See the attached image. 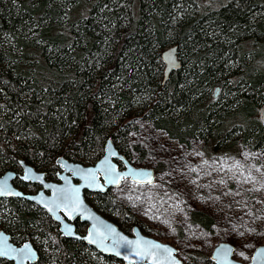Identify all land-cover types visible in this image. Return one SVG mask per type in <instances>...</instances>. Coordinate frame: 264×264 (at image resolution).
I'll return each mask as SVG.
<instances>
[{"label":"trees","instance_id":"16d2710c","mask_svg":"<svg viewBox=\"0 0 264 264\" xmlns=\"http://www.w3.org/2000/svg\"><path fill=\"white\" fill-rule=\"evenodd\" d=\"M170 46L180 67L163 82ZM263 95L264 0H0V174L20 160L48 176L58 157L91 165L108 138L130 160L138 119L187 149L205 140L208 157L222 141L231 156L237 133L264 150ZM87 202L115 224L133 219L110 192ZM0 229L33 243L35 264H122L61 237L25 200L0 199ZM198 256L188 264H211Z\"/></svg>","mask_w":264,"mask_h":264},{"label":"rangeland","instance_id":"374dc122","mask_svg":"<svg viewBox=\"0 0 264 264\" xmlns=\"http://www.w3.org/2000/svg\"><path fill=\"white\" fill-rule=\"evenodd\" d=\"M239 115L244 118L242 114L239 113ZM136 121H140V123H136ZM136 121L138 131L130 134L128 146L125 148L129 152L130 163L137 168L153 170L161 165V170H163L154 174V182L164 187L151 189V193H154L151 200L147 198V195H141L142 192L148 193L147 187L131 192L130 188L126 187V184H131L129 181L120 182V188L111 187L110 193L116 202L122 206L128 216L134 219H129L127 225L124 223V220L127 219L125 215L121 216L122 220L118 216H112L122 231L128 230V226L130 228L132 225L138 226L143 234L175 247L178 251L177 257L184 264H188V259L194 258L195 255H199V258L203 255L209 256L220 242L231 244L237 251H243L249 257L254 254L259 246H264V236L259 235L260 232H264V226H262L264 222H251L248 217H244L243 220L239 219L241 213L230 211L224 207L230 198L224 197L222 201L208 199L209 195L216 196L220 192L217 190L210 192L209 189L203 187L197 188L189 182L188 178L181 175V170L187 171L184 167L186 162L192 166H198L202 159L211 162L214 158L229 156L228 152L222 151V146H225L223 141L219 144L221 146L214 151L215 154L210 155L211 158L205 152V140L192 139L190 141L192 148L187 149L177 141L170 139L163 131L155 130L150 122L140 119ZM236 135H233V141L236 142L235 145H238V148L234 150V146L231 150L233 154L229 157L241 158V152L248 151L261 153L262 158H264L263 149L253 148L248 142L247 145L243 142L240 133ZM134 145L139 146L140 150H135ZM141 151L144 155L141 154ZM196 152H202L204 156H196ZM102 156L103 154L98 159ZM164 173L171 174L164 175ZM162 176L163 179H161ZM188 176L194 177L195 174L189 173ZM207 179L210 178L201 179L199 183L203 185L207 183ZM165 192L168 194L165 195ZM175 192H179L180 196H174L173 193ZM129 195L133 197L132 200L127 198ZM136 196H140V199L136 200ZM259 207L257 205V208ZM196 212L207 214L213 219L214 224L211 231H205L191 222L190 215ZM233 224L240 231H245L247 228L255 229V232L245 231V236L239 237L236 231L232 229ZM245 241L252 243L253 247L242 248L241 245ZM233 258L243 263L251 260H244L236 253L233 254Z\"/></svg>","mask_w":264,"mask_h":264},{"label":"snow or ice","instance_id":"6c2138e0","mask_svg":"<svg viewBox=\"0 0 264 264\" xmlns=\"http://www.w3.org/2000/svg\"><path fill=\"white\" fill-rule=\"evenodd\" d=\"M174 66L175 64L173 62ZM136 123H140V121H136ZM105 151V157L95 168L72 167L62 158L57 160L56 163L71 171L73 176H79L84 182L85 187H100L103 190L97 183L100 175H103L106 184L115 185L117 188H120L121 181L127 182L131 180V184H126V187H129L131 192H136L137 189L147 187L148 193L142 192L141 195H147L149 200L154 195V193H151V189L164 187L154 182L151 171L132 168L122 156L119 159L123 161L127 171H118L117 166L112 163V158L117 157L118 154L113 150L111 140L107 142ZM195 155L199 157L204 156L202 152H196ZM240 157H218L214 158L211 162L207 159H202V162L198 166H192L186 162L184 167L187 171L181 170V175L188 178L189 182L197 188L203 187L209 189L210 192L212 190L220 192L216 196L209 195L208 199L222 201L224 197L230 198L224 204V207L230 211L241 213L239 219L243 220L244 217H248L251 222H264V158H262L261 153H250L248 151H242ZM21 164L23 165V162ZM189 173H194L195 176L189 177ZM170 174L164 173V175ZM20 178L23 180H37L43 184V177L35 175L31 168H25L24 175ZM205 178L210 179H207V183L201 185L199 181ZM9 179H11V176H5L3 179H0V197L20 196L21 193L12 191L8 183ZM62 179H64L66 185L63 188H57L51 184H44L43 186L45 188H51L53 190V198L44 199L43 193H41V199L38 200V203H42L48 212L52 213L57 220H60L61 217L55 215L56 211H62L71 220L74 214H83L86 209H84L82 201L79 198V188L73 187L68 178L62 177ZM161 179H163V176ZM121 191H124V189H121ZM167 194L165 192V195ZM173 195L179 197L180 193L175 192ZM127 198L129 200L133 199L131 195ZM29 199L34 198L29 197ZM135 199L139 200L140 196H136ZM257 205L260 207L257 208ZM262 226H264V223H262ZM232 229L236 231L239 237H244L245 231L255 232V229L247 228L245 231H240L235 224L232 225ZM65 234L72 235L70 225H65ZM259 235L264 236V232H260ZM115 237L116 233L114 229H109L107 234H105L98 231L95 224L88 235L89 242L97 244H102L105 240L112 238L115 246H123L127 251H130V254L138 256L140 260H150L151 264H179V261L174 259L175 250L171 247L149 240H137L133 242L122 236L119 237V240L115 239ZM76 238L80 239V237ZM197 238L199 239V237ZM241 247L252 248L253 244L245 241ZM234 253L244 260L251 259L252 264H264V247L257 248L255 253L249 257L243 251H237L235 247L221 244L215 249L211 259L216 264H232L229 261V257ZM35 255L29 244L26 243L18 249L14 248L8 243V237L0 233V258L15 260L17 264H25L26 261L35 259Z\"/></svg>","mask_w":264,"mask_h":264},{"label":"water","instance_id":"95a60500","mask_svg":"<svg viewBox=\"0 0 264 264\" xmlns=\"http://www.w3.org/2000/svg\"><path fill=\"white\" fill-rule=\"evenodd\" d=\"M160 57H161L162 63L164 64V70H163V82H164L168 78V76L171 74V72L179 69V67H180V60H179V58L177 56V47L176 46H170L168 48H165L161 52ZM173 62L175 64L174 67H173ZM217 92H218V88L215 89V95L217 94ZM259 116H260V119L264 122V102H263V105L259 108ZM109 140L112 141L113 150H115L117 152V154H118L117 157H115L114 159H119V157L122 156L124 158V160H126L128 162V164L132 168H135L137 170L143 169V170H146V171H151L153 173V180H154V177H155L154 174L155 173H154L153 169L137 168V167H134L133 165H131V163L125 158V156L118 151V149L116 148V146H115V144H114V142H113V140L111 138H108L106 140L105 144H104L103 156L99 160H97L94 164H92V165H83L81 163L70 162V161L66 160L65 158H63V157H58L56 159V161L62 158L68 165H70L72 167L79 166L81 168H95L103 160V158L105 157V155H106L105 148H106L107 142ZM21 162H23V161H21V160L19 161V165H20V168H21V171H22V174H21L20 177H22L24 175V169L25 168H31L35 175L43 177V184L40 181H37V180H24V181H30L32 183L40 184L42 186L41 190H39V192H37L36 194H25L22 191L18 190L12 184V180L16 177V173L11 171V170H9V171H6V172L0 174V179H3L5 176H11V179H9L8 183H9L12 191L13 192H19V193H21V195L20 196H4V197H0V199L21 198V199H25L27 201H30V202L34 203L35 205H37L41 209H43L50 216V218L54 222L59 224V231L64 237L71 238V239H77L76 237H80V239L83 242H85L87 245H89L90 247L95 249L98 253H100V254H102L104 256L113 257V258L117 259L118 261H120L122 264H133V262H135V264H151V261L150 260H140V258L138 256L130 254V251H127L125 249V247H123V246H115L113 244V239L112 238H109V239L105 240L102 244L90 243L89 239H88V235H89V232L93 229V225L94 224L96 225V228H97L98 231H100L102 233H105V234H107V231L109 229H114L115 233H116L115 239H117V240H119V237L122 236V237L126 238L127 240H130V241H133V242H136L137 240H149V241H152V242H155V243H159V244L164 245V246L171 247V248H173L175 250L174 259L179 261V264H184L177 257V252L178 251L172 245H170L168 243H163V242H161V241H159V240H157L155 238H152V237H149L147 235H144L137 226L133 227L132 235H127L121 229H119V227L117 225H115L114 223L110 222L109 220H107L102 215H100L95 209H93L92 206H90L86 202V200L84 198V190L106 192L109 187H116L115 185L106 184V182H105V180L103 178V175H100L99 179L97 181V183L103 188V190H101L100 187H85L84 186V182L80 179L79 176H73L71 171H68L67 169H65L64 167H61L60 165H58L56 163L59 166V168H60V172L57 174L58 179L60 180V182L59 183L46 182L45 179H44L45 174L43 172L35 170L32 166L26 164L25 162H23V165H22ZM112 163H114L117 166V164L113 160H112ZM117 170L120 171V172H126L127 168L125 167V169H123V170H119L117 168ZM62 177L68 178L70 180V182H71V185L73 187L79 188V198L82 201L84 209H86V211H84L83 214H74L73 219H71V220H69L64 215V213L62 211H56L55 215L61 217L60 220H57L52 213L48 212L47 208L42 203H38V200L41 199V196H40L41 193H43V198L44 199L53 198V190L51 188H45L43 186L44 184H51V185H54L57 188H63V187L66 186L65 185V181H64V179H62ZM75 181H77V182H75ZM46 191H48V193ZM29 197H33L34 199H29ZM76 218H79L80 222L87 224L86 232H85L84 235H79V234L75 233V227H74V224L72 222ZM66 224L70 225L71 228H72V235L71 236L65 234V225ZM0 233H3L5 236L8 237V243L14 248H17V249L21 248L26 243L29 244L32 247L33 252L36 254L35 255V259L30 260V261H26L25 264H28V263L32 264V263L37 261L38 253H37L36 249L33 247L32 243L30 241L24 242L21 246H15L14 244H12L10 242V240H9L10 236L7 233H5L2 230H0ZM93 239H95V237H93ZM221 244H225L227 246L233 247L231 244L226 243V242L218 243L214 247L212 253L209 255L210 260L213 263H215V264H216V262L213 259H211V256L214 253L215 249L217 247H219ZM260 247H264V246H259L258 248H260ZM9 261H12L13 264H17V261H15V260H9ZM229 261L232 262V264H243L240 261H236L233 258V255L229 257ZM247 264H252V261L250 260V262H248Z\"/></svg>","mask_w":264,"mask_h":264},{"label":"flooded vegetation","instance_id":"af4514ba","mask_svg":"<svg viewBox=\"0 0 264 264\" xmlns=\"http://www.w3.org/2000/svg\"><path fill=\"white\" fill-rule=\"evenodd\" d=\"M120 152V151H119ZM121 153V152H120ZM121 154H123V153H121ZM124 155V154H123ZM125 156V155H124ZM126 158V157H125ZM127 159V158H126ZM99 160V159H98ZM116 164H117V168L119 169V170H123V169H125V166H124V163L121 161V160H119V159H112ZM128 160V159H127ZM97 161V160H96ZM129 162H130V160H128ZM55 164H56V160H55ZM56 166H57V170L55 171V173H54V175H52V176H48V174H47V172H45V171H41V170H37V171H40V172H43L44 174H45V176H44V179H45V181L46 182H55V183H59L60 182V180L58 179V176H57V174L60 172V168H59V166L56 164ZM35 169V168H34ZM36 170V169H35ZM11 171H13V170H11ZM13 172H15L16 173V177L12 180V184H13V186L14 187H16L18 190H20V191H22L23 193H25V194H36L37 192H39V190H41V188H42V186L40 185V184H38V183H32V182H30V181H24V180H22L21 178H20V176H21V174H22V171H21V168H19V172H17V171H13ZM19 180L20 181V183L21 184H18V185H16L15 183H14V180ZM75 182H77V181H75ZM122 182V181H121ZM129 182H131L130 180H129ZM110 190H111V187H109L108 189H107V191L106 192H99V191H89V190H84V198H85V200H86V202H87V194H90V195H97V194H103V193H107V192H110ZM47 193H48V191H46ZM10 199H21V198H10ZM21 200H25V199H21ZM25 201H27V200H25ZM28 202H30V201H28ZM30 203H32V202H30ZM88 203V202H87ZM34 204V203H33ZM89 204V203H88ZM35 205V204H34ZM37 206V205H36ZM39 209H41L39 206H37ZM49 218H50V216L43 210V209H41ZM101 215V214H100ZM50 220L52 221V223H54L55 224V226L57 227V231L59 232V234L61 235V237H64L61 233H60V231H59V224L58 223H56V222H54L51 218H50ZM73 224H74V227H75V233H77V234H79V235H84L85 234V232H86V228H87V224H85V223H82V222H80V220H79V218H76L73 222H72ZM134 226H136V225H132L131 226V230H130V232L129 233H125V234H127V235H132V229H133V227ZM138 227V226H137ZM139 228V227H138ZM120 229V228H119ZM140 229V228H139ZM0 230H2V229H0ZM2 231H4V230H2ZM140 231L142 232V230L140 229ZM5 233H7L9 236H10V242L12 243V244H14L15 246H21L24 242H26V241H30L29 239H26V240H16V239H14L8 232H6V231H4ZM143 233V232H142ZM145 235V234H144ZM64 238H66V237H64ZM67 239H71V238H67ZM71 240H75V241H81V242H83L81 239H71ZM31 242V241H30ZM32 243V242H31ZM83 243H85V242H83ZM86 244V243H85ZM32 245H33V243H32ZM87 245V244H86ZM87 246H89V245H87ZM33 247L35 248V246L33 245ZM90 247V246H89ZM92 248V247H91ZM36 249V248H35ZM95 250V249H94ZM36 251H37V249H36ZM96 251V250H95ZM37 253H38V251H37ZM102 255V254H101ZM104 256V255H103ZM38 257H39V254H38ZM210 259V258H209ZM38 260V259H37ZM211 261V260H210ZM236 261H238V260H236ZM37 262V261H36ZM36 262H34V263H32V264H35ZM248 262H250V261H248ZM248 262H246V263H243V264H247ZM0 264H13V262L12 261H9V260H7V259H4V258H0ZM29 264V263H28ZM211 264H215V263H213L212 261H211Z\"/></svg>","mask_w":264,"mask_h":264}]
</instances>
